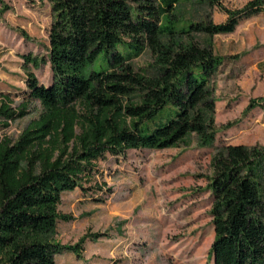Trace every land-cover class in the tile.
<instances>
[{"label": "trees", "instance_id": "16d2710c", "mask_svg": "<svg viewBox=\"0 0 264 264\" xmlns=\"http://www.w3.org/2000/svg\"><path fill=\"white\" fill-rule=\"evenodd\" d=\"M44 1L51 17L46 55L21 56L27 89L15 106L8 93L0 94L4 127L26 115L33 101L43 105L16 140L0 136V264H57L63 250L81 257L84 238L72 245L53 238L58 220L68 218L57 206L63 192L85 189L106 154L163 149L191 134L198 144L212 142L210 80L221 58L208 38L264 10V0L233 10L220 0ZM194 4L217 6L227 17L214 23L183 16L181 7ZM145 49L152 73L131 62ZM100 57L107 65L83 74ZM46 62L49 85L29 67ZM169 104L174 116L154 124ZM211 163L207 257L212 264H264V148L222 144Z\"/></svg>", "mask_w": 264, "mask_h": 264}, {"label": "rangeland", "instance_id": "374dc122", "mask_svg": "<svg viewBox=\"0 0 264 264\" xmlns=\"http://www.w3.org/2000/svg\"><path fill=\"white\" fill-rule=\"evenodd\" d=\"M220 1L233 10L248 0ZM181 8L183 16L194 20L218 23L227 17L217 6ZM50 22L44 0H0V94L8 93L13 106L27 89L21 56L46 55ZM208 39L221 58L210 80L213 141L201 145L191 134L167 148H129L99 159L85 189L61 195L57 210L68 218L58 220L53 238L62 245L84 241L80 258L63 250L55 255L57 264H212L207 257L213 240L208 188L212 156L222 144L264 148V10L240 18L232 32ZM131 62L139 72L154 71L148 49ZM106 65L107 59L100 57L83 74ZM29 67L40 83H51L49 62ZM42 110L33 101L26 115L7 127L0 125V136L16 140ZM175 111L167 105L154 124L167 121ZM96 232L103 237L94 238Z\"/></svg>", "mask_w": 264, "mask_h": 264}]
</instances>
